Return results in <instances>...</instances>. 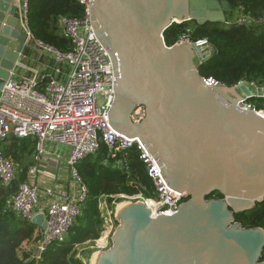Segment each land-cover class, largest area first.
<instances>
[{"label":"water","instance_id":"water-1","mask_svg":"<svg viewBox=\"0 0 264 264\" xmlns=\"http://www.w3.org/2000/svg\"><path fill=\"white\" fill-rule=\"evenodd\" d=\"M228 10L227 0H91L115 76L108 125L139 139L168 188L187 197L174 213L155 214L144 200L122 204L96 264H264V228L236 219L264 200V112L240 107L246 85L206 84L199 68L210 57L198 44L165 39L174 23L226 22ZM27 41L17 0H0V91ZM139 105L146 114L136 122ZM32 222L48 227L43 213Z\"/></svg>","mask_w":264,"mask_h":264},{"label":"built area","instance_id":"built-area-1","mask_svg":"<svg viewBox=\"0 0 264 264\" xmlns=\"http://www.w3.org/2000/svg\"><path fill=\"white\" fill-rule=\"evenodd\" d=\"M80 2L85 7L82 17H60L63 33L72 43V49L62 51L35 36L29 22V0H17L20 28L28 34L24 58L38 62L39 65L22 64L15 76L0 91L2 185L11 186L18 174L15 163L3 154L4 141L10 136L32 137L37 140V163L29 167L27 180L20 184L17 192L10 198L8 207L31 221L37 214H44L48 227L46 230L41 228V236L36 245L38 259L51 244L65 241L69 230L76 224L88 197V187L82 179L78 164L90 155L97 154L102 144L111 150V156L137 146L140 159L153 182L155 197L144 198L141 194L125 196L127 202H154L149 205L158 214L174 213L187 199L184 193L168 188L139 139L123 138L121 133L113 131L112 125H108L109 105L114 101L115 95L113 63L108 50L94 30L90 12L91 0ZM246 20L244 18V22L240 24ZM193 30L194 28H188L177 42L196 43L211 58L215 52L214 47L208 38L194 39ZM204 79L212 87L227 86L212 76ZM242 85H246L251 94L247 96L240 91L244 98L240 107L258 110L252 100L264 99V80L241 79L233 86L239 89ZM259 111L264 112V109ZM145 114V106L139 105L133 111L132 118L140 122ZM50 144L68 148L67 164L73 180L72 192L65 187L56 190L42 179L44 174L49 177L53 174L48 170L46 162H43V156L48 155L47 146ZM123 164V160L118 158L114 167H122ZM42 183L46 185L45 194L52 197L46 202H42ZM115 221L117 222L116 216L106 219L107 225L102 232L106 240L101 242L100 239L98 243L101 245H96L102 246V250L107 247V240L115 229Z\"/></svg>","mask_w":264,"mask_h":264},{"label":"trees","instance_id":"trees-1","mask_svg":"<svg viewBox=\"0 0 264 264\" xmlns=\"http://www.w3.org/2000/svg\"><path fill=\"white\" fill-rule=\"evenodd\" d=\"M227 1L226 22L174 23L165 31L166 42L172 45L188 27L195 28L192 37L208 38L215 49L212 57L199 68L202 76L215 77L227 86H233L241 79L264 80V0ZM240 7L252 21L243 24L233 22L235 11ZM84 13L85 7L80 0H29V22L35 36L62 51L72 49V43L63 33L60 17L80 18ZM252 102L258 110L264 109V99H253ZM36 143L35 138L15 136H10L3 143V154L14 161L18 174L9 187L0 182V264H84L76 256V246L93 243L101 236L105 226L99 209L101 197H106L110 207L114 206V201L120 200L117 197L120 194L155 197L153 182L140 159L137 146L111 156L108 147L102 144L97 154L78 164L88 187V197L66 240L51 244L40 259L37 254L30 258L28 252L20 256L18 251L22 242L37 238L38 241L41 235L36 238L35 234L41 227L10 209L8 201L27 180L28 169L35 162ZM105 158L109 159L108 165L101 164ZM118 158L123 160L122 167H114ZM211 197L221 195L216 192L208 198ZM236 219L245 227L264 228V200L250 210L236 213ZM91 252L93 250L86 253L89 255Z\"/></svg>","mask_w":264,"mask_h":264},{"label":"rangeland","instance_id":"rangeland-1","mask_svg":"<svg viewBox=\"0 0 264 264\" xmlns=\"http://www.w3.org/2000/svg\"><path fill=\"white\" fill-rule=\"evenodd\" d=\"M244 18H247V20H246L245 23H249L250 21H252V18L250 17V15H246L245 13H243V8L240 7V8H238L235 11V14H234V17H233L232 20H233V22L235 21L236 23H241V22H244L243 21ZM192 25H193V23H192ZM30 62H31L30 60H27L26 58H24L23 64L26 65V64H28ZM33 63L35 64V61ZM16 78H18V76H16ZM111 153L112 152L109 149V155ZM101 164L102 165H108L109 164V159L108 158H105L104 160L101 161ZM125 196H127V195L126 194H120V195H118L117 197H120V200L114 201V206L113 207H110L108 205V203H107L108 200L106 199V197H101L99 209L101 210V213H102L101 216L104 219V225H105L104 228L107 225L106 224V219L107 218H115L117 209L120 207V204L127 202L128 199ZM114 223H115L114 225L116 227L117 222L115 221ZM109 224H110V222H109ZM114 230L115 229H113V232H114ZM113 232H112V234H113ZM40 233H41V230L40 231L39 230L36 231L35 237L37 238L40 235ZM112 234H111V237H112ZM37 239H34V241L33 240H31V241H28V240L25 241L24 240L22 242L21 247L19 248V251H18L19 254H20V256H23V253L24 252H28V253L31 254V257L30 258L34 257L35 254H37V251H36V241H37ZM100 239H101V242H102V240L103 241L106 240V239L104 240V233H102L101 236L98 239H96L97 241H95L93 243H85L84 245H77L76 246V249H78L77 250V253H76V256L78 258H80L84 262V264H93L94 258L99 255L98 253H99L100 250H102V246L98 247L96 245L97 244H100V243H98V240H100ZM106 244H107V247H105L106 245L104 247L107 249L111 245V238L109 240H107V243ZM89 250H93V252H91L88 255V253H86V252L89 251Z\"/></svg>","mask_w":264,"mask_h":264},{"label":"crops","instance_id":"crops-1","mask_svg":"<svg viewBox=\"0 0 264 264\" xmlns=\"http://www.w3.org/2000/svg\"><path fill=\"white\" fill-rule=\"evenodd\" d=\"M26 59L30 60L29 58ZM30 61L31 62L26 65H30V66L39 65L38 62L34 64L33 60ZM23 62L24 59L22 60V63ZM47 147H48V155L43 156V162L44 163L46 162L48 170L53 174L52 177L46 176L47 174H44L42 179L46 180L47 183L50 185V187H54L56 190H58V188L65 187L67 191L70 190V192H72L73 189H71V187L73 186V180L70 176V171L67 164L68 148L62 145H53V144H50ZM35 163H37L36 158L34 164ZM40 187H41V194L43 196L42 202L44 201L46 202L47 200H50L52 197L45 194L46 185L42 183Z\"/></svg>","mask_w":264,"mask_h":264},{"label":"bare ground","instance_id":"bare-ground-1","mask_svg":"<svg viewBox=\"0 0 264 264\" xmlns=\"http://www.w3.org/2000/svg\"><path fill=\"white\" fill-rule=\"evenodd\" d=\"M152 203H154V202H149L150 205H152ZM122 204H124V203H121L120 206H121ZM234 204H235V205H239V206H245V205L250 204V202L247 201V200H244V199H237V200L234 201ZM98 256H99V255H98ZM98 256H96V257L94 258V260H93V264H96V263H97Z\"/></svg>","mask_w":264,"mask_h":264},{"label":"flooded vegetation","instance_id":"flooded-vegetation-1","mask_svg":"<svg viewBox=\"0 0 264 264\" xmlns=\"http://www.w3.org/2000/svg\"><path fill=\"white\" fill-rule=\"evenodd\" d=\"M194 30H195V28H194Z\"/></svg>","mask_w":264,"mask_h":264}]
</instances>
